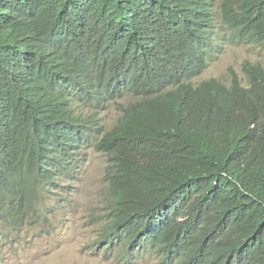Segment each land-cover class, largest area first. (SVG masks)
<instances>
[{"label": "trees", "instance_id": "1", "mask_svg": "<svg viewBox=\"0 0 264 264\" xmlns=\"http://www.w3.org/2000/svg\"><path fill=\"white\" fill-rule=\"evenodd\" d=\"M215 6L0 0V219L60 206L94 149L108 156L102 250L264 264V64L245 61V83L196 81L225 27L264 45V0Z\"/></svg>", "mask_w": 264, "mask_h": 264}, {"label": "rangeland", "instance_id": "2", "mask_svg": "<svg viewBox=\"0 0 264 264\" xmlns=\"http://www.w3.org/2000/svg\"><path fill=\"white\" fill-rule=\"evenodd\" d=\"M215 1L221 12L226 0ZM226 29V45L212 56L197 82L215 77L230 84L233 70L245 83L244 62L264 64V46L239 42ZM129 99L125 96L119 102ZM119 114L118 104L113 103L103 114L106 126L113 125ZM107 160L106 154L90 149L81 178L62 188L68 194L60 206L46 200L44 217L30 218L21 225L0 219V264H159L153 254L138 260L124 259L105 253L103 244L97 243L103 232Z\"/></svg>", "mask_w": 264, "mask_h": 264}, {"label": "clouds", "instance_id": "3", "mask_svg": "<svg viewBox=\"0 0 264 264\" xmlns=\"http://www.w3.org/2000/svg\"><path fill=\"white\" fill-rule=\"evenodd\" d=\"M214 2H215V5H216L215 7H216V11H217V13H218V14H219V13L221 14V13H222V10H221V12H219V11H218L217 3H216L215 0H214ZM218 21H219V19H218ZM221 22H222V21H220V22L218 23L219 28H221ZM226 28H227V29H230V28H228V27H225L224 30H225ZM225 38H226V36H225ZM238 39H239V37H238ZM226 42H227V40H226ZM239 42H242V43H248V42H244V41H241V40H239ZM251 44H256V43H251ZM225 45H226V43L224 44V46H225ZM256 45H261V44H256ZM261 46H264V45H261ZM221 51H222V50H221ZM218 53H219V52H218ZM81 175H82V171H81ZM80 178H81V177H80ZM77 181H78V180H77ZM77 181H75V182H77ZM75 182H71V183H75ZM66 192H67V191H66ZM67 193H68V192H67ZM64 195H65V194H64ZM100 240H101V238H100ZM97 243H99V244H103V243H100V241L97 242ZM104 246H105V245L103 244V247H104ZM103 247H102V248H103ZM101 250H102V249H101ZM103 251H104V250H103ZM104 252H105V253H110V252H106V251H104ZM111 254H113V255H117V256H120L119 254H117V253H113V252H112ZM146 254H152V253H146ZM146 254H145V255H146ZM145 255H143V256H145ZM153 255L156 257V259L158 260L159 264H161L160 261H159V259L157 258V256H156L155 254H153ZM143 256H141L140 258H142ZM121 257L124 258V259H131V258H129V257H125V256H121ZM138 259H139V258H138ZM138 259H135V260H138Z\"/></svg>", "mask_w": 264, "mask_h": 264}]
</instances>
